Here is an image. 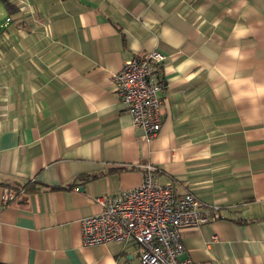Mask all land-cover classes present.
Listing matches in <instances>:
<instances>
[{
    "label": "crops",
    "instance_id": "crops-1",
    "mask_svg": "<svg viewBox=\"0 0 264 264\" xmlns=\"http://www.w3.org/2000/svg\"><path fill=\"white\" fill-rule=\"evenodd\" d=\"M6 1L0 264H141L133 242L86 247L82 221L144 166L219 208L182 231L181 261L264 264V0ZM155 51L162 127L147 139L112 79ZM7 187L27 191L2 208Z\"/></svg>",
    "mask_w": 264,
    "mask_h": 264
},
{
    "label": "built area",
    "instance_id": "built-area-1",
    "mask_svg": "<svg viewBox=\"0 0 264 264\" xmlns=\"http://www.w3.org/2000/svg\"><path fill=\"white\" fill-rule=\"evenodd\" d=\"M166 59L157 51L135 56L112 79L134 126L142 128L147 139L157 137L162 127L160 93L165 89L162 66ZM143 168L144 181L139 187L96 199L102 212L82 221L83 243L92 247L133 242L141 264H191L180 260L182 231L219 220V208L191 193L178 195L172 183L157 182L156 168ZM26 191L5 188L2 208L17 202Z\"/></svg>",
    "mask_w": 264,
    "mask_h": 264
},
{
    "label": "rangeland",
    "instance_id": "rangeland-1",
    "mask_svg": "<svg viewBox=\"0 0 264 264\" xmlns=\"http://www.w3.org/2000/svg\"><path fill=\"white\" fill-rule=\"evenodd\" d=\"M0 8L4 9L2 3L0 2ZM3 19L0 18V22L2 23L5 20V17H2ZM5 34V32H2L1 36H0V49L1 51H5V48L3 49V45L6 43L5 40L3 39L4 37H2ZM2 58H3V53H0V62H2ZM1 92V91H0ZM8 93L5 92L4 94H0V102H4V101H8Z\"/></svg>",
    "mask_w": 264,
    "mask_h": 264
},
{
    "label": "trees",
    "instance_id": "trees-1",
    "mask_svg": "<svg viewBox=\"0 0 264 264\" xmlns=\"http://www.w3.org/2000/svg\"><path fill=\"white\" fill-rule=\"evenodd\" d=\"M3 4L6 6V8L8 10H11L12 9V6L6 1V0H2Z\"/></svg>",
    "mask_w": 264,
    "mask_h": 264
}]
</instances>
